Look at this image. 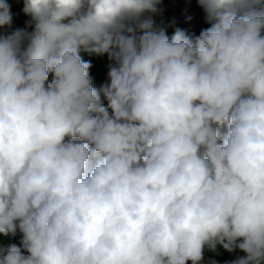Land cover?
Returning a JSON list of instances; mask_svg holds the SVG:
<instances>
[{
  "label": "clouds",
  "instance_id": "1",
  "mask_svg": "<svg viewBox=\"0 0 264 264\" xmlns=\"http://www.w3.org/2000/svg\"><path fill=\"white\" fill-rule=\"evenodd\" d=\"M197 3L210 26L169 37L161 0H23L31 20L0 32V234H21L0 264H201L218 245L264 264V0Z\"/></svg>",
  "mask_w": 264,
  "mask_h": 264
},
{
  "label": "trees",
  "instance_id": "2",
  "mask_svg": "<svg viewBox=\"0 0 264 264\" xmlns=\"http://www.w3.org/2000/svg\"><path fill=\"white\" fill-rule=\"evenodd\" d=\"M169 2L168 14L160 19H156L157 24H161L166 29V34L171 37L177 28L185 30L187 33L198 36L202 29H206L210 25L205 22V13L202 7L197 3V0H167ZM11 5V12L14 15L12 29H1V32L11 31L15 28H24L26 21L31 20L30 16L22 12L23 0H8ZM34 30V22L28 31ZM82 58L90 61L92 67L89 69V74L93 81V86H100L109 82L108 78V58L107 55L98 56L95 54L81 53ZM99 68V69H98ZM106 78V79H105ZM51 79V75L49 76ZM103 100V97H102ZM105 106L107 101L103 100ZM21 234L17 232L15 236H5L0 234V247L6 248L10 244L20 245ZM245 254L238 248L232 252L226 251L222 246H217L215 252L205 249L204 260L201 264H207L209 260L217 261V264H230L231 261L242 257ZM188 264H191L189 261Z\"/></svg>",
  "mask_w": 264,
  "mask_h": 264
},
{
  "label": "rangeland",
  "instance_id": "3",
  "mask_svg": "<svg viewBox=\"0 0 264 264\" xmlns=\"http://www.w3.org/2000/svg\"><path fill=\"white\" fill-rule=\"evenodd\" d=\"M160 7L163 9V13H162V15L156 16L155 19L163 18L168 14L169 9H170L169 2L167 0H161ZM0 32H1V29H0ZM106 78H108V76Z\"/></svg>",
  "mask_w": 264,
  "mask_h": 264
},
{
  "label": "built area",
  "instance_id": "4",
  "mask_svg": "<svg viewBox=\"0 0 264 264\" xmlns=\"http://www.w3.org/2000/svg\"><path fill=\"white\" fill-rule=\"evenodd\" d=\"M25 254H27V253H25Z\"/></svg>",
  "mask_w": 264,
  "mask_h": 264
}]
</instances>
